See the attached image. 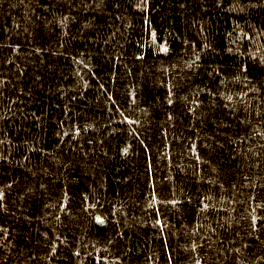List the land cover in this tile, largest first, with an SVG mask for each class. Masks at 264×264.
I'll return each mask as SVG.
<instances>
[{"label": "trees", "instance_id": "trees-1", "mask_svg": "<svg viewBox=\"0 0 264 264\" xmlns=\"http://www.w3.org/2000/svg\"><path fill=\"white\" fill-rule=\"evenodd\" d=\"M0 264H264V0H0Z\"/></svg>", "mask_w": 264, "mask_h": 264}]
</instances>
